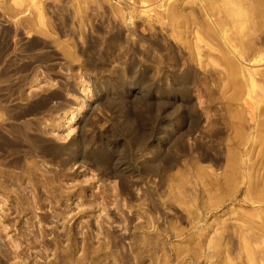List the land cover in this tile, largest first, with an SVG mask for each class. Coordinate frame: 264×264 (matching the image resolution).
<instances>
[{"label":"rangeland","instance_id":"obj_1","mask_svg":"<svg viewBox=\"0 0 264 264\" xmlns=\"http://www.w3.org/2000/svg\"><path fill=\"white\" fill-rule=\"evenodd\" d=\"M0 264H264V0H0Z\"/></svg>","mask_w":264,"mask_h":264},{"label":"bare ground","instance_id":"obj_2","mask_svg":"<svg viewBox=\"0 0 264 264\" xmlns=\"http://www.w3.org/2000/svg\"><path fill=\"white\" fill-rule=\"evenodd\" d=\"M215 25H217V27L220 28V30H221L220 35H221L222 39L226 42L227 31L225 29V22H220L219 21V22L215 23ZM230 48H231V45H230ZM231 50H232L231 52H233L235 54V51L232 48H231ZM230 64H232V63H230ZM82 112H83V110L77 111L74 114H72L71 117L69 118L68 122H67V125L70 126V127L71 126L72 127L73 126L76 127L78 125L79 121H80V116H81ZM251 121L253 122L254 119H251ZM25 127L29 128V123H27V124L26 123H24V124L20 123L17 127H15V126L12 127V131H14V132L18 133L19 135L23 136L25 134V130H24ZM25 143H26L27 147L32 146V143L30 142L29 139Z\"/></svg>","mask_w":264,"mask_h":264}]
</instances>
